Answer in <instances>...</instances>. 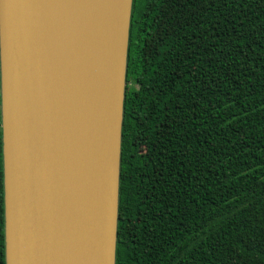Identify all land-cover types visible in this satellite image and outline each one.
Instances as JSON below:
<instances>
[{
  "label": "trees",
  "instance_id": "trees-1",
  "mask_svg": "<svg viewBox=\"0 0 264 264\" xmlns=\"http://www.w3.org/2000/svg\"><path fill=\"white\" fill-rule=\"evenodd\" d=\"M117 211L115 264H264V0H132Z\"/></svg>",
  "mask_w": 264,
  "mask_h": 264
},
{
  "label": "water",
  "instance_id": "water-1",
  "mask_svg": "<svg viewBox=\"0 0 264 264\" xmlns=\"http://www.w3.org/2000/svg\"><path fill=\"white\" fill-rule=\"evenodd\" d=\"M132 0H0L5 264H115Z\"/></svg>",
  "mask_w": 264,
  "mask_h": 264
}]
</instances>
